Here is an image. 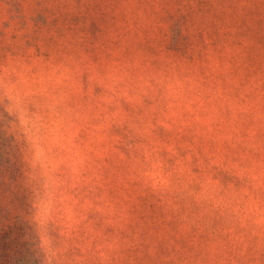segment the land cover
<instances>
[{
  "label": "rangeland",
  "instance_id": "374dc122",
  "mask_svg": "<svg viewBox=\"0 0 264 264\" xmlns=\"http://www.w3.org/2000/svg\"><path fill=\"white\" fill-rule=\"evenodd\" d=\"M0 253L264 264V0H0Z\"/></svg>",
  "mask_w": 264,
  "mask_h": 264
},
{
  "label": "trees",
  "instance_id": "16d2710c",
  "mask_svg": "<svg viewBox=\"0 0 264 264\" xmlns=\"http://www.w3.org/2000/svg\"><path fill=\"white\" fill-rule=\"evenodd\" d=\"M2 254L3 253H0V256ZM4 257V259L0 258V264H32L35 261L34 259H32V257H21L15 254L4 255Z\"/></svg>",
  "mask_w": 264,
  "mask_h": 264
}]
</instances>
